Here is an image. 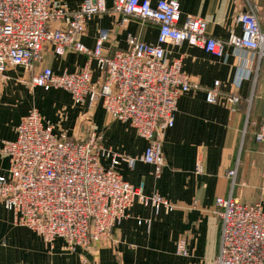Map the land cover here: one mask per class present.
I'll return each mask as SVG.
<instances>
[{
  "label": "built area",
  "instance_id": "obj_1",
  "mask_svg": "<svg viewBox=\"0 0 264 264\" xmlns=\"http://www.w3.org/2000/svg\"><path fill=\"white\" fill-rule=\"evenodd\" d=\"M113 10L121 15L120 25L137 18L158 25L156 43H146L129 35V49L113 56L103 54L110 32L102 29L96 47L81 40L94 14L107 11L108 0H82L73 10L65 0H0V77L11 66H22L29 73L31 88H62L75 103L93 108L101 101L113 118L128 122L148 145L141 161L151 164L156 175L165 165V132L174 126L178 100L200 84L184 71V55L166 60V44L188 43L218 57L226 47L257 61L254 81L264 59V26L250 5L236 16L242 34L221 39L208 34V21L199 16L181 19L179 0H112ZM58 22V25H52ZM48 46L57 55L73 49L88 56L85 67L75 72L57 73L52 67H39ZM96 60L102 72L93 79L91 63ZM220 80L206 89V99L215 103L221 92ZM241 98L228 96L232 111ZM15 139L0 140V154L9 166L0 174V204L14 214V222L26 226L53 243L66 240V249H89L98 242L113 240L118 222L127 218L139 202L156 215L176 206L160 193L146 194L144 186L134 185L118 170L125 162L134 169L138 159L105 146L102 135L90 129L85 138L60 136L54 125L37 108H32L16 128ZM264 151V121L256 134ZM102 158L109 159L105 166ZM197 170L202 171L198 164ZM237 169L228 175L235 177ZM221 218L216 264H264V204L245 202L230 194L216 198ZM151 218H138L139 224ZM179 252L187 255L185 244Z\"/></svg>",
  "mask_w": 264,
  "mask_h": 264
},
{
  "label": "crops",
  "instance_id": "obj_2",
  "mask_svg": "<svg viewBox=\"0 0 264 264\" xmlns=\"http://www.w3.org/2000/svg\"><path fill=\"white\" fill-rule=\"evenodd\" d=\"M73 10L82 0H65ZM158 0H152L153 3ZM181 19L199 16L208 21V34L227 39L242 34L236 16L250 5L264 26V0H179ZM94 14L81 36L82 42L94 49L102 29L110 32L103 45V54L113 56L129 49L128 36H137L146 43H156L158 25L132 18L120 25L121 15L113 10ZM52 25L57 26L58 22ZM166 60L183 54V68L198 89L184 92L178 100L174 126L165 132L163 155L165 165L161 174L151 164L141 161L148 140L128 122L111 117L101 101L102 114L96 105L89 109L83 104L72 137L85 138L90 129L98 131L105 146L138 159L134 169L123 162L118 166L122 176L134 185H143L146 194L160 193L176 207L161 210L156 215L151 207L139 202L130 208V215L117 223L113 240L95 243L89 249H66V240L58 237L53 243L26 226L14 222V214L0 204V264H216L219 251L221 218L217 213L218 196L233 194L245 202L264 204V151L256 134L264 121V59L260 62L256 81L253 70L257 61L242 58L232 45L224 56L218 57L205 49L188 43L166 44ZM88 56L73 49L57 55L51 46L43 52L38 68L50 66L57 73L82 70ZM93 79L99 81L102 72L93 59ZM30 73L22 66L9 67L0 77V140L15 139L16 128L32 108L54 125L43 112L44 100L56 101L60 96L74 102L70 92L62 88L46 90L27 84ZM220 80L221 92L215 103L206 99V89ZM241 98L237 110L232 111L228 96ZM66 107H68L66 105ZM65 136V135H64ZM105 166L110 160L102 158ZM202 166V171L197 166ZM9 166L8 158L0 154V174ZM237 169L235 177L228 175ZM138 218H151L139 224ZM184 243L187 255L179 252Z\"/></svg>",
  "mask_w": 264,
  "mask_h": 264
},
{
  "label": "rangeland",
  "instance_id": "obj_3",
  "mask_svg": "<svg viewBox=\"0 0 264 264\" xmlns=\"http://www.w3.org/2000/svg\"><path fill=\"white\" fill-rule=\"evenodd\" d=\"M82 105L73 106L72 103L67 102L65 98L60 96L55 102L44 100L42 102V109L57 124L60 136L72 137L79 121V111L84 110ZM96 108L97 114L94 119L95 121L101 118L100 114L103 112L101 103H98L94 110Z\"/></svg>",
  "mask_w": 264,
  "mask_h": 264
}]
</instances>
